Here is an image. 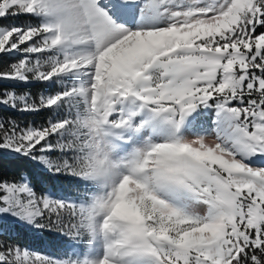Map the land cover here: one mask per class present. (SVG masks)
Here are the masks:
<instances>
[{"label":"snow or ice","instance_id":"1","mask_svg":"<svg viewBox=\"0 0 264 264\" xmlns=\"http://www.w3.org/2000/svg\"><path fill=\"white\" fill-rule=\"evenodd\" d=\"M21 16L36 23L0 25V54H20L0 81L52 90L0 106L55 118H0L18 158L14 177L0 162V221L83 248L0 241V264H264V0H0ZM33 169L80 200L38 195Z\"/></svg>","mask_w":264,"mask_h":264},{"label":"trees","instance_id":"2","mask_svg":"<svg viewBox=\"0 0 264 264\" xmlns=\"http://www.w3.org/2000/svg\"><path fill=\"white\" fill-rule=\"evenodd\" d=\"M17 23L23 25L26 23H36L34 18L21 16L17 18ZM8 20V19H7ZM7 20H0V25H6ZM20 59V54H0V68L9 66ZM12 89L17 92H29L33 97L40 94H49L48 86L45 83H29L21 84L15 81H0V90ZM0 118L13 119L19 122L21 125H33L39 126L44 124L47 120L55 118L54 113L48 109L39 112H19L12 110L5 106H0ZM52 158H56L59 153H52ZM18 158L8 153H0V162L4 174L8 177H14L17 170V163L14 160ZM51 173L47 170L33 169L32 180L33 186L37 191V194L42 195L47 191H55L57 194H74L73 185L75 181L72 178L68 179H54L50 178ZM15 233H1L0 241L4 243L18 244L21 247H33L38 248L45 252L51 250H57L65 243L66 237L61 234H57L56 231H48L45 229L34 228L30 225H20L15 223Z\"/></svg>","mask_w":264,"mask_h":264},{"label":"rangeland","instance_id":"3","mask_svg":"<svg viewBox=\"0 0 264 264\" xmlns=\"http://www.w3.org/2000/svg\"><path fill=\"white\" fill-rule=\"evenodd\" d=\"M17 18L12 20V19H8L6 22L7 24L5 26H8V25H12V24H15L17 26H20L18 23H17ZM214 139L213 136H209V140H212ZM54 159V158H53ZM39 195V194H38ZM49 195H52V194H49ZM54 196V195H53ZM62 198H66V197H62ZM73 200H76V201H79L80 199H76V198H71ZM199 210V209H198ZM12 221L11 222H7V223H12L13 220H15L14 218H10ZM13 229V228H12ZM57 234H60L57 232ZM70 249H67L66 251H63L60 255H57V254H49V253H40V252H37L39 254H43L45 256H48V257H52V258H75V254L76 253H79L80 251H82L80 249L79 246H77L75 243H71L69 246H68ZM23 249V248H22Z\"/></svg>","mask_w":264,"mask_h":264}]
</instances>
